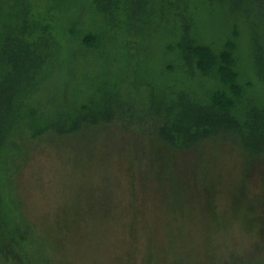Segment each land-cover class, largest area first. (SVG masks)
Segmentation results:
<instances>
[{
	"label": "trees",
	"instance_id": "obj_1",
	"mask_svg": "<svg viewBox=\"0 0 264 264\" xmlns=\"http://www.w3.org/2000/svg\"><path fill=\"white\" fill-rule=\"evenodd\" d=\"M203 3L219 16L214 39H202L191 0H0V264H74L59 253L69 235L98 236L121 203L129 211L122 222L134 231L136 192L153 180L175 196L179 184L205 183L212 203L219 148L241 153L243 182L250 165L264 160V94L255 95L264 92V0ZM155 32L164 39L156 52ZM106 55L119 71L110 95L86 76L90 60ZM213 76L222 91L197 95L198 79ZM49 88L57 104L43 101ZM119 121L144 128L157 149L127 157V203L115 187L114 199L91 198L90 213L100 217H34L22 186L35 152Z\"/></svg>",
	"mask_w": 264,
	"mask_h": 264
},
{
	"label": "rangeland",
	"instance_id": "obj_2",
	"mask_svg": "<svg viewBox=\"0 0 264 264\" xmlns=\"http://www.w3.org/2000/svg\"><path fill=\"white\" fill-rule=\"evenodd\" d=\"M191 3L197 7L195 18L202 39L218 37L214 32L219 25L218 13L208 10L203 0H191ZM77 9H74L76 17L81 13V8ZM77 18L76 28L81 30L86 24ZM153 36L151 46L156 52L163 47L164 39L160 32ZM74 40L75 37L71 39L72 57L76 56L80 44ZM110 59L111 56H102L93 64V57L86 71V76L95 83L92 89L99 87L108 95L113 93L119 74L118 68L109 66ZM164 78L165 70L161 72V80ZM198 80L194 90L202 98L223 89L214 76ZM246 89L251 94L260 92ZM263 94L262 91L255 95L263 97ZM58 98L57 92L49 88L42 99L57 104ZM236 113L242 115V108L238 106ZM115 124L74 134L52 146L44 143L42 150L35 152L25 167L22 186V196L34 217H72L73 214L100 217L90 213L95 209H90L89 202L92 197L110 199L111 194L114 199L115 187L117 192L126 195L123 202L127 203L131 167L127 157L144 152L152 155L157 149L144 128L127 126V122L121 121ZM215 161L211 162L212 169L218 175L212 203L203 192L208 186L205 183L183 184L185 189L179 184L178 196H175L169 184L165 190L153 180L146 191L142 192L141 187V192H136L138 222L134 223V231H127L122 222L129 211L121 203L117 210L113 208L112 220L101 224L103 232L98 236L85 235V239L70 234L60 255L74 264L260 263L264 260V160L250 165L244 182L240 180L243 157L238 150L229 146L219 148ZM135 181L142 182L137 177ZM89 238L94 241L91 247L85 245ZM150 252L154 256L149 257Z\"/></svg>",
	"mask_w": 264,
	"mask_h": 264
}]
</instances>
